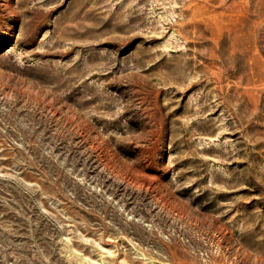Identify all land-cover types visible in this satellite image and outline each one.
Instances as JSON below:
<instances>
[{
  "label": "rangeland",
  "instance_id": "374dc122",
  "mask_svg": "<svg viewBox=\"0 0 264 264\" xmlns=\"http://www.w3.org/2000/svg\"><path fill=\"white\" fill-rule=\"evenodd\" d=\"M88 263L264 264V0H0V264Z\"/></svg>",
  "mask_w": 264,
  "mask_h": 264
},
{
  "label": "bare ground",
  "instance_id": "6f19581e",
  "mask_svg": "<svg viewBox=\"0 0 264 264\" xmlns=\"http://www.w3.org/2000/svg\"><path fill=\"white\" fill-rule=\"evenodd\" d=\"M197 5V4H196ZM143 254V253H142ZM153 258V257H152ZM153 260V259H152ZM89 264V263H88ZM101 264V263H100ZM105 264V263H104Z\"/></svg>",
  "mask_w": 264,
  "mask_h": 264
}]
</instances>
